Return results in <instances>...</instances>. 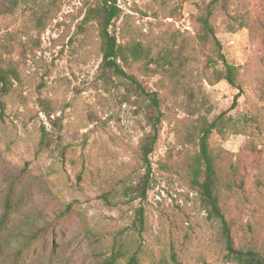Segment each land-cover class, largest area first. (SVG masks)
I'll list each match as a JSON object with an SVG mask.
<instances>
[{"label": "rangeland", "instance_id": "1", "mask_svg": "<svg viewBox=\"0 0 264 264\" xmlns=\"http://www.w3.org/2000/svg\"><path fill=\"white\" fill-rule=\"evenodd\" d=\"M90 1L20 0L12 13H0V67L19 75L0 96V264H98L118 246L124 257L117 264L131 253L140 264H234L187 169L199 115L223 111L259 113L260 125L251 121L224 137L213 132L209 141L223 164L239 154L236 182L243 184L226 208L235 244L264 253V0H229L227 13L211 20L227 61L239 68L234 106L235 87L206 79L210 44H200L195 17L208 0H117L110 27L117 42L168 53L163 67L124 66L160 100L145 198L135 192L150 108L125 81L101 74L96 25L81 23ZM238 19L246 26L237 28ZM44 220L46 233L24 240L21 233Z\"/></svg>", "mask_w": 264, "mask_h": 264}, {"label": "trees", "instance_id": "2", "mask_svg": "<svg viewBox=\"0 0 264 264\" xmlns=\"http://www.w3.org/2000/svg\"><path fill=\"white\" fill-rule=\"evenodd\" d=\"M20 0H0V13H12L18 6ZM229 0H208L201 7L200 14L195 17L199 24L200 44H210V53L206 54V65L210 67L211 74L206 79L214 84L221 80L226 81L230 86L238 90L233 97L231 106L236 104L239 93L242 91L239 83V68L229 63L222 52V46L216 37L214 26L211 22L217 11L227 13ZM120 13V7L117 0H92L86 5L82 24L94 22L99 37V48L101 52V62L99 70L101 74L108 76L110 73L118 79L126 82L141 99L148 101L147 105L150 112L147 115V126L150 127L141 139L138 150L139 158L145 173L142 176L141 183L136 189L135 198H145L148 187V176L151 171L149 156L158 140L159 124L162 113L159 108L160 100L156 91H147L138 78L125 70L124 66H129L131 62L145 61V64L154 63L163 67L167 60V52L152 55L151 51L140 43L120 44L110 27L115 18ZM238 22V27L246 26L243 19L234 20ZM227 30L234 31L232 22L227 25ZM216 64L220 67L216 68ZM165 68V67H164ZM155 70L154 68L152 69ZM18 72L15 67H0V96L6 94L12 86L14 80H17ZM110 76V75H109ZM1 109V101H0ZM208 111V110H207ZM49 118L51 109L44 110ZM252 121L254 126L260 125L259 113L250 117L242 116L233 118L226 115L223 111L218 115L208 118L207 115L200 114L192 137L195 140L197 149L191 155L187 163L190 185L197 191L201 208L204 210L208 219L215 220L218 223L219 234L225 252V258L234 264H264V253L255 247L238 246L232 236L231 224L226 218L227 197L232 195L236 189L242 187L243 180L237 183L239 168L241 167L239 154L235 155L237 159L234 162L223 164L222 151H214L210 146V135L217 132L224 137L225 134H239L247 130L248 124ZM253 128V127H252ZM45 139V129L42 127L41 140ZM241 177V175H239ZM260 173L257 174V177ZM236 187V189H234ZM8 201H5L7 204ZM137 218L140 223L143 221V209L137 208ZM49 222L43 221L40 225H30L23 235L27 242L42 236L49 228ZM124 257L122 247L113 248L98 264H117L118 260ZM125 264H140L136 253H131L126 257Z\"/></svg>", "mask_w": 264, "mask_h": 264}]
</instances>
